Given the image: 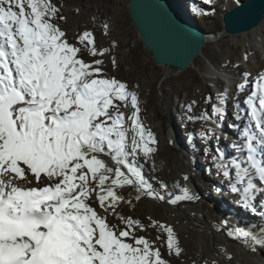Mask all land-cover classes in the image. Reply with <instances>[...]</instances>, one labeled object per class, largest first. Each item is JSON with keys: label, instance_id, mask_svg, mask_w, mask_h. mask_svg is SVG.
<instances>
[{"label": "snow or ice", "instance_id": "6c2138e0", "mask_svg": "<svg viewBox=\"0 0 264 264\" xmlns=\"http://www.w3.org/2000/svg\"><path fill=\"white\" fill-rule=\"evenodd\" d=\"M57 19L66 20L52 0H0V264H169L137 231L166 233L167 251L178 258L182 249L174 229L152 217L142 223L121 208L145 198L167 205L198 201L190 176L171 189L146 178L144 164L156 170L158 141L141 122L137 93L105 78L102 60L82 58L84 50L93 57L108 51L97 48L91 31L78 36L82 49L69 43ZM248 77L237 86L248 94L235 105L234 117L225 107L229 94L222 91L219 106L199 117L186 113V119L206 122L199 133L206 145L219 142L217 126L232 119L226 126L239 137L232 148L242 155L246 150L251 168L240 160L225 162L220 147L215 154L208 147L203 151L237 196L235 204L264 219L257 207L264 201V73L246 89ZM129 105L126 116L121 108ZM228 225L225 219L221 226L227 237L253 253L264 248V227Z\"/></svg>", "mask_w": 264, "mask_h": 264}, {"label": "rangeland", "instance_id": "374dc122", "mask_svg": "<svg viewBox=\"0 0 264 264\" xmlns=\"http://www.w3.org/2000/svg\"><path fill=\"white\" fill-rule=\"evenodd\" d=\"M113 1L115 3H110L109 0H67L66 2H63L62 0H52V2L60 8V14L66 18V20L57 19L56 22L60 25L61 29L66 32L69 43L77 44V46L83 49V45L78 44V36L83 31H91L95 37L97 48L99 50H108L103 56L97 55L95 57L91 56L86 50H84V55L82 58L85 59L86 62H91L95 59L102 60L103 74L105 78H116L121 82L129 81L133 84L138 82L141 86L140 92L138 94V100L139 106L142 107V110H145L147 107L145 103L150 99H153V103L161 112V117L159 119H154L153 121L154 127H158L160 125L164 126L166 132L170 135H174V132L171 134V129L174 127L173 129H175L177 132L178 137L180 139H184L187 142L186 144H189L190 147H198V150L202 152H204L203 149L205 147H208L209 152L211 153L213 150L211 145H206L199 138L201 122L198 120L193 122L195 134L192 137H189V135L186 133V113L187 115L192 116H200L201 113L199 110L194 108H192L191 113H188V104L185 105L184 102L185 100L187 102L198 100V93L200 92V94L204 96V105L207 103L210 104V108H205L204 112H210L211 106L216 104L215 102L219 103L217 100V97L219 96L217 93L219 91L216 88V84L219 83L221 86L222 84L216 81L215 78H207L210 76V69H212L208 58L213 60V64H215L216 67H219L220 65L219 68L222 70V72L227 70L231 75L238 79L242 77L243 79H241L240 82H238L237 79L234 81L237 85L244 82L245 73L249 74V85L246 86V89L251 86V81H253L258 74L257 70L252 71L248 67L244 55V48L233 47V44L236 43L234 41H230L229 38L222 35V29L220 27L221 23L217 18V10L215 8L214 11L211 9V6L216 3L218 4L219 0H211L210 3L208 0H203L205 4H208L205 5L206 7L202 4H196L195 2L194 8L203 9V11L206 10L205 13L203 11L197 12L195 20H199L203 30L206 32H212L215 35L214 38L212 37V40L207 44V48H205L206 57L199 58L196 62L197 66H194V68H192L188 73L173 78L169 77L164 69L158 67V64L155 63L152 57L153 55L148 52L141 43L140 35L134 28L128 13V0ZM118 2L122 4H119ZM80 21H85V23H81ZM104 23L109 26L108 28H110V32L108 30L107 34H105V30L103 28ZM251 58H255L254 62L257 64V55L253 54ZM113 59L116 61L115 67L112 65ZM258 61L264 64V51H262L261 57L259 55ZM175 89H178L180 93L177 94ZM234 92L236 94L233 95ZM233 93H230V100L229 98L228 100L230 103L234 104V107L229 108L230 115L234 117V113L238 111L235 105L242 101L248 92L246 90L245 93H240L236 89L233 90ZM168 94L170 95V98H168ZM241 95H243L244 98L241 97ZM166 103L172 104V116L170 115L172 117V124L170 122L171 119L167 117L169 111L166 109ZM150 110H152V108H150ZM232 122L233 121L231 119V123ZM231 123L228 122V124ZM126 127L129 128V135H131L130 121L129 123L126 121ZM167 139V135L160 136V139L158 140L160 148L154 154L153 160L158 158L157 156L159 153H161V151L165 150L164 155L158 158L162 168L164 167V164L169 165L170 168L175 170L177 176H181L179 174V167L183 166L185 167L188 174L189 172L191 174L192 170L193 172L198 171L199 173H202V175L204 173L205 178L204 165H206V161L210 160L211 155L204 152L200 154L199 157H195V162L184 161V159L181 158V152H178L174 148L170 147V144L168 143L169 140ZM162 147L164 149H162ZM209 155L210 158L208 157ZM189 169H191V171H189ZM168 186L169 189L172 188L171 185ZM128 192H130V189ZM154 203L155 204L149 201L144 202V208H147L148 206H152L154 208L152 210H146L144 215L151 213V217L158 222L161 221L160 215L168 216V220L170 217H172L174 220H179L177 215L181 212L168 207L166 204L162 205L157 202ZM226 204H228L227 201ZM93 206L98 208V204H93ZM129 210L130 208L127 206H123L121 208L122 214L125 215H127ZM157 212H159V216L156 215ZM141 213L142 208L137 207L133 212H129L128 215H132L137 219ZM170 213L172 214L169 215ZM112 222L115 223V220ZM198 241L194 243L197 245ZM212 257L213 254L211 249H206L202 258L203 263L205 264V262H208L207 258L210 260Z\"/></svg>", "mask_w": 264, "mask_h": 264}, {"label": "bare ground", "instance_id": "6f19581e", "mask_svg": "<svg viewBox=\"0 0 264 264\" xmlns=\"http://www.w3.org/2000/svg\"><path fill=\"white\" fill-rule=\"evenodd\" d=\"M62 1L66 2L67 0H62ZM171 1L178 4L185 11L186 13L185 15L191 21L193 22L195 21L201 26V23L199 22V20L197 19L195 20L196 18L195 16L197 15V12L203 11V9L194 8L195 2L196 4H202L203 6L208 5L207 3L205 4L203 0H171ZM215 1H218V0H215ZM241 1L243 0H239V2ZM109 2L115 3L113 0H109ZM239 2H237V0H219V3L213 4L211 6L212 7L211 9L215 8L217 10V13H218L217 18L219 19L221 23V15H223V13L226 10H228L229 8H232L235 4ZM118 3L122 4L120 2ZM205 11L206 10H204L203 12L205 13ZM80 22L85 23V21H80ZM220 27L223 30L222 23ZM108 30L110 32V28H108ZM205 34L211 35L213 33L205 31ZM223 36L227 37L228 35L224 33ZM211 40L209 39V37L207 38L202 52L192 60L191 64L185 70L183 71L173 70L171 67H165V66H158V67L164 69L166 74L172 78L179 77L185 73H188L192 68H194V66H197L196 62L198 61L199 58L206 57L205 48H207V44ZM233 40L236 43V44H233V47L244 48L245 50L244 55H247L246 62L248 64V67L252 71L257 70L258 73H264V64L258 61L259 55L261 57V51L259 50V47L257 46L260 43L264 42V20L262 21L260 26H258L253 31L234 36ZM253 54L257 55V64L254 62L255 58L253 59L251 58ZM208 61L211 64H213L212 59L208 58ZM219 67L217 66V68ZM212 72L210 73V75L214 77V74ZM228 75L231 77L230 83L232 84L233 82V85H231L232 87H230L231 93H233V90H236L238 86L234 82L236 77L231 75L230 73H228ZM125 83L128 87V90L135 91L137 95L139 94L141 86L139 85L138 82H135L133 84V83H130L129 81H126ZM175 92L177 94L180 93L178 89H175ZM234 94L236 93L234 92L233 95ZM168 96H169L168 98H170L169 94ZM198 96H199L198 100H194L193 102H190V101L187 102L185 100L184 102H185V105L187 104L191 105L192 108L199 110V112L202 114L204 113L205 108L207 107L208 109L210 108V104L207 103L204 105L203 103L204 96L200 94V92L198 93ZM241 97H243V95H241ZM152 100L153 99H150L148 102L145 103L147 105L145 110H142V107L139 106L140 107V119L143 125L154 133L157 141L160 139V136L167 135V138H168L167 140H170V142L168 143H170V145H172L173 143V145L181 151V155H182L181 158L184 159V161L195 162L194 161L196 160L195 157L196 158L199 157V155L204 152L198 150V147H195V146L190 147L189 144H186L187 142L184 139H180L178 137L177 132L175 131V129H173L174 127L171 129L172 130L171 134L174 132V135L172 134L173 135L172 137V135L166 132V129L164 126H161V125L158 127L153 126L154 119H159L161 117V114H160L161 112L159 111V109L153 103ZM215 103L218 104L217 102ZM233 105L234 104L230 103L229 101H227V103L225 104V107L228 108L229 114H230L229 108L234 107ZM171 106H172L171 103H166V107H167L166 109L167 111H169V113L167 114V117L171 119L170 122L172 124ZM150 108H152V110H150ZM121 110L125 112L126 116L129 115L131 111L130 105L128 108H123L122 106ZM195 117H199V116H195ZM194 121L196 122V120H193V121L186 120L185 121V128H186L185 130H186V133L189 135V137H192L195 134L194 127H193ZM198 121L201 122L200 123L201 127L199 129V133H200L204 129L205 122L202 120H198ZM226 124L227 122L224 124H219L218 126L223 127L225 129L227 128V130H229ZM208 126H211V125L209 124ZM237 131H238L237 129L234 131H230V136H232V138L234 139L233 142L239 139V137L235 135ZM220 143L221 144L219 147L226 154L225 159H227L228 161H232L234 159L240 160L242 162V166L251 168V164L249 162L241 160L242 156L239 155L240 154L239 152H236L232 148V144L227 145L225 144V142H222V141H220ZM155 147L159 149L160 145L157 143ZM212 148L214 150V147ZM162 149L164 148L162 147ZM213 150L211 152L212 154L214 152ZM164 153H165V150L161 151V153H159L157 157L159 158L160 156H163ZM208 157L210 158V155ZM158 158L154 159V167L156 169L155 171H153V164L151 162L144 164V173L146 175V178H148L150 182L153 183L154 187H158L160 182H164L171 186L176 181H180L181 184H183L184 181L182 180V177L185 174H187L191 177L190 179L191 182L190 181L188 182V186L192 189L194 193H196L199 196V200L193 201V202L185 201V202L178 203L179 209L183 216V218L182 217L180 218L181 220L180 224L178 222V219L174 220L172 217H170L168 220V216L160 215V220H161L160 222L171 226L174 229L178 237L179 244L182 249V253L180 257L177 258L175 257L174 254L169 255L167 251V247H166V234L162 232L161 230L154 229V228H147L146 230L137 231V235L145 236L150 241H153L154 242L153 247L160 249L162 253V257L165 260H168L169 264H204L202 260L204 256V252L206 249L210 247H211L210 248L211 252L214 255L212 258H210L209 262L212 261L213 264H264V248H258V250L254 253L256 254V256L254 257L253 252L250 250V248L247 245L243 243V241H237V240L227 237L226 229L222 230L221 228L222 222L225 219H227L229 221V225H228L229 227L248 226L252 230H256L258 227H264V219H261L260 217H255L257 215L256 213L249 214L248 212L242 211L241 209L240 210L234 209V207H232L230 203L228 202H227L228 204H226V201L228 200H225V198H223L224 195L222 194V190L220 192L216 191V188L218 187L222 189L226 185V182L224 184H219V183L214 184V179L212 178V176L217 175L218 177H223V175L222 173L217 174V171H216L214 163L212 162V159L210 158L209 161H206V166H207L206 169H208L209 172L208 174L205 173V178H204V173L202 175V173H199L198 171L193 172L192 170L191 174L190 172L188 174L185 167L183 166H181L182 168L179 167L180 168L179 174L181 176H177L175 173V170L173 168H170L169 165L164 164V167L162 168L160 166ZM141 163H143V160H141ZM189 171H191V169H189ZM231 172H233L231 174L235 176L234 171H231ZM118 191H121V190L118 189ZM123 191L128 192L129 189L125 188ZM145 201H149L155 204L153 200L145 198L141 202L136 203V206L134 208H130L129 212H133L134 209L137 207L142 208V213L138 216L139 218L137 219H140L142 223L147 224L148 223L147 218L151 217V213L147 215H144V213L146 212V210H152L154 208L152 206H148L147 208H144ZM168 207H171V206L168 205ZM171 208L174 209V207H171ZM97 210L101 211L99 208H97ZM171 214L172 213H170L169 215ZM156 215L159 216V212H157ZM220 232L221 233L223 232L224 237H226L225 238L226 241L229 242L228 245L227 244L225 245L224 240L219 235H217ZM157 237H160V239L157 240L156 239ZM196 241H198L197 245L195 244ZM228 256H230L231 259H228L227 258Z\"/></svg>", "mask_w": 264, "mask_h": 264}, {"label": "water", "instance_id": "95a60500", "mask_svg": "<svg viewBox=\"0 0 264 264\" xmlns=\"http://www.w3.org/2000/svg\"><path fill=\"white\" fill-rule=\"evenodd\" d=\"M128 9L141 43L158 66L183 71L202 52L208 35L173 1L129 0ZM263 20L264 0H243L221 15L222 31L234 37L253 31Z\"/></svg>", "mask_w": 264, "mask_h": 264}]
</instances>
